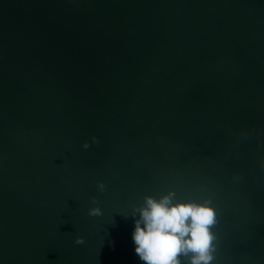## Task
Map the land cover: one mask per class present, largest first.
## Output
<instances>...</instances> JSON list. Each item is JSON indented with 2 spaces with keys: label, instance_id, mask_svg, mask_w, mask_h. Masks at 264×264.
Here are the masks:
<instances>
[{
  "label": "water",
  "instance_id": "1",
  "mask_svg": "<svg viewBox=\"0 0 264 264\" xmlns=\"http://www.w3.org/2000/svg\"><path fill=\"white\" fill-rule=\"evenodd\" d=\"M169 190L264 264V0H0V264H144Z\"/></svg>",
  "mask_w": 264,
  "mask_h": 264
},
{
  "label": "clouds",
  "instance_id": "2",
  "mask_svg": "<svg viewBox=\"0 0 264 264\" xmlns=\"http://www.w3.org/2000/svg\"><path fill=\"white\" fill-rule=\"evenodd\" d=\"M95 140V138H93ZM88 148L87 141L83 144ZM99 188L103 190L101 182ZM92 216L101 215V209H89ZM132 241L135 252L144 264H211L213 261V233L216 213L208 202L178 199L172 190L159 198L146 195L143 203L133 208ZM82 237L76 243L82 244Z\"/></svg>",
  "mask_w": 264,
  "mask_h": 264
}]
</instances>
